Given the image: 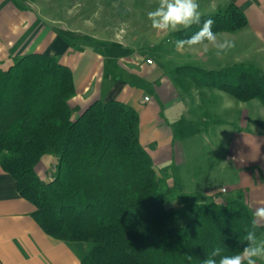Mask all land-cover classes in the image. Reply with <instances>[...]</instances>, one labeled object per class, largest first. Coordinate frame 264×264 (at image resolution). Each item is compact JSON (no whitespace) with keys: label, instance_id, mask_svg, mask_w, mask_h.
<instances>
[{"label":"trees","instance_id":"obj_1","mask_svg":"<svg viewBox=\"0 0 264 264\" xmlns=\"http://www.w3.org/2000/svg\"><path fill=\"white\" fill-rule=\"evenodd\" d=\"M208 18L214 32L246 22L229 1L202 14L201 25L172 33L174 40L190 37ZM175 72L238 100L256 98L264 107V70L250 62L218 69L179 65ZM74 94L71 68L54 55L28 52L0 67V165L34 204L32 215L46 233L90 244L78 264H202L216 247L233 255L247 245L242 240L252 213L238 192L220 203L186 205L190 217L178 222L139 141L136 110L116 98H98L75 112ZM199 128L194 121L172 123L175 138ZM45 154L56 156L49 176L37 170Z\"/></svg>","mask_w":264,"mask_h":264},{"label":"crops","instance_id":"obj_2","mask_svg":"<svg viewBox=\"0 0 264 264\" xmlns=\"http://www.w3.org/2000/svg\"><path fill=\"white\" fill-rule=\"evenodd\" d=\"M199 1L202 14L222 10L229 1L243 10V26L215 32L219 38L234 40L235 47L217 56L211 49L178 52L171 46L167 54L174 51L177 58L165 69L153 55H142L128 45L129 15L113 30L98 28L89 18L77 24L43 13L28 0H0V67L7 68L25 53L44 52L71 68L75 94L70 103L78 106L75 112L98 98L130 104L137 112L139 141L151 157L159 187L167 186L169 204L178 212L187 210L189 203L220 200L227 191L237 190L254 210L264 199V107L256 98L238 100L221 89L197 85L177 74L175 67L218 69L236 62L259 67V56L264 58V0ZM261 63L264 70V60ZM138 79L149 83V94L138 88ZM177 119L197 122L199 131L175 138L172 123ZM208 157L222 160L229 181L217 185L202 177L199 166L210 164ZM54 159L51 154L42 156L37 167H43V176ZM189 163L197 168L192 171ZM176 198H187L189 203L176 205ZM33 209L0 165V264H78L90 244L50 236L34 219ZM256 234L262 237L264 226H258Z\"/></svg>","mask_w":264,"mask_h":264},{"label":"rangeland","instance_id":"obj_3","mask_svg":"<svg viewBox=\"0 0 264 264\" xmlns=\"http://www.w3.org/2000/svg\"><path fill=\"white\" fill-rule=\"evenodd\" d=\"M34 5L36 8H38L41 12L53 15V16H60L62 18H71L74 22L77 24H85L87 23L88 19H90L91 23L95 25L98 28H101L103 26H107L111 29H116L117 27H120L122 23L121 20L126 18L128 15L130 16V19L128 20L127 24H131V27L127 28L128 34L131 35L130 43L128 44L132 48L140 49L142 52V55L144 53H149V55H153L155 57V61H162L165 63L163 65L165 69L168 67L170 68L169 63L172 60H176L177 53L176 52H169V49L171 46H174V38L172 36V33H169L168 35H164L162 33H159L155 30H153L150 26V22L146 18L147 11L153 9L157 3L158 0H28ZM198 2H200L198 0ZM201 9V8H200ZM132 21V23H131ZM239 57V54H238ZM150 62L152 61L151 58ZM145 59V60H146ZM242 60H245L242 58ZM262 60L264 58H261L259 56V62L258 66L260 67V64L262 65ZM138 88H141L145 91V93H150L151 87L149 83H144L142 79L137 80ZM73 107H75L72 102L70 103ZM78 108L75 107V109ZM84 108V107H83ZM83 108H80L79 110H82ZM52 156H56L51 154ZM54 159V160H55ZM208 162L210 164L208 165H200L199 170L202 177L204 179L211 180L214 184H222V181H229L228 174L224 168L221 167V162L219 157H208ZM188 166H191L192 171H194L196 168H194V164L189 163ZM49 168L54 170L53 165H49ZM189 168V167H188ZM190 169V170H191ZM38 172L41 175L43 174V167L38 166L37 167ZM49 170V169H48ZM48 170L46 171L45 176H49ZM189 171V169H188ZM225 172V174H224ZM227 173V174H226ZM200 177V176H199ZM227 177V178H226ZM161 192L164 197V202L166 204H169L170 200H172L171 196L168 194V191H166L167 186L161 185ZM219 187V186H217ZM236 192L241 193L240 190H237ZM226 193L231 194V191H227ZM224 194L220 200L222 201ZM264 197V195H263ZM215 200L217 202L220 201ZM189 203V199L185 198V200H181L180 198L175 199L176 205L181 206L184 203ZM193 202V201H192ZM193 203H189L187 205L188 207ZM220 203V202H219ZM262 205H264V199L262 202ZM250 208V207H249ZM253 208H256V206ZM251 213H253V209L250 208ZM189 209L183 211V213L176 212V217L178 219V222L183 223L184 220H186L188 217H190ZM258 239H264V234L260 235V237H257ZM264 264V259L260 261Z\"/></svg>","mask_w":264,"mask_h":264},{"label":"clouds","instance_id":"obj_4","mask_svg":"<svg viewBox=\"0 0 264 264\" xmlns=\"http://www.w3.org/2000/svg\"><path fill=\"white\" fill-rule=\"evenodd\" d=\"M201 16L198 0H158L157 5L146 13L151 28L164 35L201 25ZM213 24L211 18L204 20L199 30L190 37L174 42L175 50L183 52L186 48L199 47L203 53L211 49L217 56L226 54L235 47V41L219 38L212 30ZM258 226H264V205L256 207L252 213L251 229L246 230L242 240L247 245L242 250L233 255H224L223 250L216 247L202 264H257L259 259H264V239H258L255 231Z\"/></svg>","mask_w":264,"mask_h":264},{"label":"built area","instance_id":"obj_5","mask_svg":"<svg viewBox=\"0 0 264 264\" xmlns=\"http://www.w3.org/2000/svg\"><path fill=\"white\" fill-rule=\"evenodd\" d=\"M146 62H150V59H146ZM143 98L146 99L147 96H144ZM222 190H223V188H222Z\"/></svg>","mask_w":264,"mask_h":264}]
</instances>
